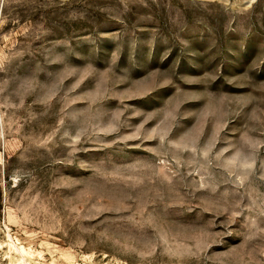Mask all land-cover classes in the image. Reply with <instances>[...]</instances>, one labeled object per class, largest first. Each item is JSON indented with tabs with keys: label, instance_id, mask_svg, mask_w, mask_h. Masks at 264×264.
Returning a JSON list of instances; mask_svg holds the SVG:
<instances>
[{
	"label": "rangeland",
	"instance_id": "rangeland-1",
	"mask_svg": "<svg viewBox=\"0 0 264 264\" xmlns=\"http://www.w3.org/2000/svg\"><path fill=\"white\" fill-rule=\"evenodd\" d=\"M0 264H264V0H0Z\"/></svg>",
	"mask_w": 264,
	"mask_h": 264
}]
</instances>
